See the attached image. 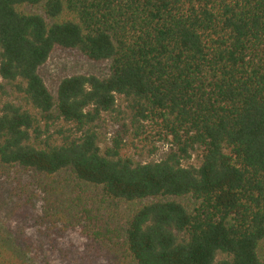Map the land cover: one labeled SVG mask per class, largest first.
Listing matches in <instances>:
<instances>
[{"label": "trees", "instance_id": "1", "mask_svg": "<svg viewBox=\"0 0 264 264\" xmlns=\"http://www.w3.org/2000/svg\"><path fill=\"white\" fill-rule=\"evenodd\" d=\"M57 47L110 72L54 94ZM119 96L163 158L101 148ZM0 175L121 263L264 264V0H0Z\"/></svg>", "mask_w": 264, "mask_h": 264}, {"label": "rangeland", "instance_id": "2", "mask_svg": "<svg viewBox=\"0 0 264 264\" xmlns=\"http://www.w3.org/2000/svg\"><path fill=\"white\" fill-rule=\"evenodd\" d=\"M111 62L93 61L77 49L57 47L40 74L51 91L56 94L64 77L77 74H109ZM18 98L12 93L10 100ZM126 102L118 97V109L103 114L97 122L99 143L103 150L121 143V155L139 162L158 161L170 149V143L153 125L142 122L133 125L128 116ZM189 162L197 164V156ZM12 247L25 250L15 264H130L113 258L107 248L95 249L80 234L62 225L42 221L39 205L28 203L13 175H0V260L12 264ZM28 251V253H26Z\"/></svg>", "mask_w": 264, "mask_h": 264}]
</instances>
